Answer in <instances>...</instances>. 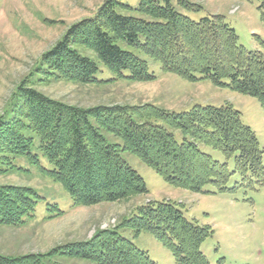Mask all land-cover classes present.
<instances>
[{
  "label": "trees",
  "instance_id": "1",
  "mask_svg": "<svg viewBox=\"0 0 264 264\" xmlns=\"http://www.w3.org/2000/svg\"><path fill=\"white\" fill-rule=\"evenodd\" d=\"M252 2L264 23V0ZM187 9L199 5L178 0ZM128 8L106 0L93 17L70 26L60 41L41 56L42 72L52 80L78 84L96 82V65L81 56L74 45L93 52L114 77L131 82H151L147 63L118 45L138 49L157 61L165 73L189 82L209 81L218 87L256 98L264 109V60L258 51H248L220 15L194 21L176 11L171 0H141L138 12L144 18L125 17L116 11ZM128 71V76L122 74ZM7 113L0 116V175L14 168L18 157L31 154L33 137L51 169H41L70 196L72 206H94L120 202L144 195L143 179L122 159V152L136 155L168 184L200 193L213 184L225 190L230 174L202 152V144L225 158L234 156V170L246 178L264 177L262 153L255 134L244 126L240 113L231 105L193 106L181 113L161 110L152 105L137 107L97 106L79 108L45 97L19 85ZM91 120L95 125H92ZM154 120L164 125H155ZM102 131L121 139L108 144ZM182 135V142L174 133ZM30 133V134H29ZM37 196L27 187L0 185V227H17L24 217L31 218ZM62 213L58 211V215ZM122 227L134 234L151 232L170 248L176 264H209L200 251L211 235L208 226L189 222L170 201L148 202L123 221ZM115 230L97 231L85 242L71 243L46 254L17 257L0 254V264H45L44 258L60 254L92 264H156L146 252L137 249Z\"/></svg>",
  "mask_w": 264,
  "mask_h": 264
},
{
  "label": "rangeland",
  "instance_id": "2",
  "mask_svg": "<svg viewBox=\"0 0 264 264\" xmlns=\"http://www.w3.org/2000/svg\"><path fill=\"white\" fill-rule=\"evenodd\" d=\"M106 0H0V116L7 113L10 99L19 85L31 88L45 97L69 106L137 107L152 105L174 113L188 111L193 106L231 105L240 113L244 126L255 134L264 167V109L256 98L239 94L209 81L189 82L175 74L165 73L159 62L142 51L123 43L118 45L145 61L151 82H131L114 77L97 56L83 46L72 48L89 58L97 67L96 82L78 84L52 80L42 70L41 56L61 40L67 29L94 16ZM128 8L116 11L125 17L144 18L138 12L141 0H115ZM177 12L197 21L209 15H220L235 30L238 43L248 51H258L264 60V23L256 5L240 0H186L201 7L194 11L171 0ZM128 71L122 74L128 76ZM92 125H95L91 120ZM155 125H164L154 120ZM108 144L121 145V139L101 132ZM30 134V133H29ZM31 154L38 164L27 157H18L14 168L0 175V185L27 187L37 196L32 217H24L17 227H0V254L17 257L46 254L71 243L85 242L97 231L115 230L137 249L146 252L156 264H176L170 248L151 232H134L122 227L148 202L176 203L184 217L199 226H208L211 235L200 251L209 264H264V177L260 180L247 173L243 179L235 172L234 156L221 153L202 144L199 148L220 164H226L230 174L225 190L207 184L200 193H192L168 184L155 170L136 155L122 152V159L143 179L147 193L120 202H104L94 206H72L67 192L41 169L50 170L42 156L35 135ZM175 140L182 135L175 131ZM58 211L62 214L58 215ZM56 254L44 258L45 264H92L89 261Z\"/></svg>",
  "mask_w": 264,
  "mask_h": 264
}]
</instances>
